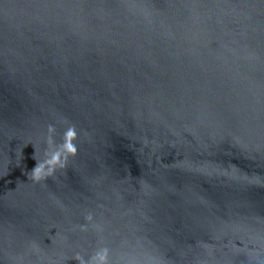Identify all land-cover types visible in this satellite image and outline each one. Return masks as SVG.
I'll return each instance as SVG.
<instances>
[{
	"label": "water",
	"instance_id": "1",
	"mask_svg": "<svg viewBox=\"0 0 264 264\" xmlns=\"http://www.w3.org/2000/svg\"><path fill=\"white\" fill-rule=\"evenodd\" d=\"M0 264H264V0H0Z\"/></svg>",
	"mask_w": 264,
	"mask_h": 264
}]
</instances>
